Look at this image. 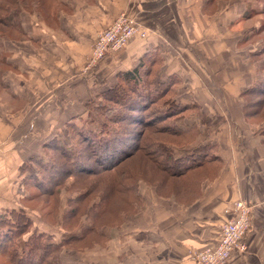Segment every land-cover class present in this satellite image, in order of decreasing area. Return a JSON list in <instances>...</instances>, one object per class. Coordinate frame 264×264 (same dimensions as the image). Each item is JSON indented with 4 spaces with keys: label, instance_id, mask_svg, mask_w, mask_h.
<instances>
[{
    "label": "crops",
    "instance_id": "0c3cea01",
    "mask_svg": "<svg viewBox=\"0 0 264 264\" xmlns=\"http://www.w3.org/2000/svg\"><path fill=\"white\" fill-rule=\"evenodd\" d=\"M233 1L220 7L213 0H61L65 9L56 12L52 24L38 13H23L26 38L5 43L0 196L12 195L14 162L40 157L43 145L61 137L72 118L117 84L120 73L134 70L146 53L159 48L165 59L164 76L176 73L183 80L179 98L198 102L215 118L208 132L219 146L223 168L215 180L203 185L200 198L186 206L174 198H161L144 185L145 212L129 231L111 238L99 262L88 264H194L191 253L217 243L222 224L232 218L240 200L254 205L253 226L246 239L247 252L235 253L229 264H264V134H257L258 129L246 122L240 102L256 69L247 73L238 68L240 72L234 73L229 70L232 64L223 66L236 53L241 61H252L255 50H249L247 57L241 55L251 45L245 47L243 42L260 23L233 31L236 22L251 19L245 17L246 5L236 7ZM213 5L215 11L203 13ZM122 13L137 20L140 33L87 69L98 34ZM220 36L234 37V48L220 50L214 45ZM231 68L236 70V65ZM11 202L0 199V213L12 209ZM65 261L62 264H70ZM85 262L84 258L81 264Z\"/></svg>",
    "mask_w": 264,
    "mask_h": 264
},
{
    "label": "trees",
    "instance_id": "16d2710c",
    "mask_svg": "<svg viewBox=\"0 0 264 264\" xmlns=\"http://www.w3.org/2000/svg\"><path fill=\"white\" fill-rule=\"evenodd\" d=\"M256 1L260 9L250 10L246 18L264 14V0ZM42 3L65 7L61 0H0L4 65L5 43L26 38L20 16L37 10L46 17ZM47 15L54 17L56 10ZM259 25L243 44L264 31V20ZM262 42L261 49L251 54L257 70L255 79L241 92L246 120L264 117V38ZM164 64L161 49L146 53L134 70L120 73L114 87L66 124L64 132L71 138L70 144L53 138L43 145L44 154L39 159L20 167L23 185L30 183L36 196L59 194V186L67 183L70 209L64 212L62 229L58 230L64 235L60 236L38 229L25 209L1 212L0 257L4 264H62L64 251L82 253L108 246L111 238L107 230L112 226L105 225L103 217L116 193L131 205L144 204L138 192L141 185L154 188L161 198H167L165 190L170 186V197L186 206L200 198L207 181L219 176L223 160L208 132V116L198 102L179 98L183 80L176 73L164 76ZM192 115L199 117V124L186 123ZM259 133L264 134V120ZM152 174L154 178H150ZM118 214L125 219L135 216L127 210ZM65 219L76 220V227L68 228L70 223Z\"/></svg>",
    "mask_w": 264,
    "mask_h": 264
},
{
    "label": "rangeland",
    "instance_id": "374dc122",
    "mask_svg": "<svg viewBox=\"0 0 264 264\" xmlns=\"http://www.w3.org/2000/svg\"><path fill=\"white\" fill-rule=\"evenodd\" d=\"M230 1L231 0H213L212 4L218 3V5L220 4V7H221V6H224L226 3L229 4ZM232 3H235L236 7L239 6L238 4H245L247 12H249L250 10H259L260 9V4L256 0H236V2L233 1ZM228 4H226V5H228ZM216 7L217 6H215V5H213L212 7L209 6L208 7L209 9L208 8L204 9L203 13L208 14L212 11H215V9H217ZM33 8H37V6H35ZM41 9L43 12H46V17L42 16L41 13L38 12L37 10L33 11L32 14L36 15L38 13L41 15V18L46 23L52 24V22H55L54 20L56 19V17H53L51 15L48 16L47 13L52 14V11H54V9L57 12V11H62L65 8H63L62 6H59V5L52 6L49 3H42ZM119 16L116 17V19L112 22L111 25H113V23L119 18ZM263 20H264V14L260 15V16L259 15L255 16L254 18H251V19L246 20V21L241 20V22H236V24L233 26L234 28H232V30L233 31L242 30L243 28L249 27L250 25H253V24L258 25ZM111 25L108 28H110ZM258 26H260V25H258ZM221 28H222V25H221ZM0 29L3 30V27H0ZM225 38H226V40H225ZM263 38H264V31L258 36L251 37L249 42H247L246 44H243V46L246 47V46H248V44H251V45L248 46L244 51H242L241 55L247 57V53L249 54V50L253 49L256 51L258 49H261V46L263 45V42H262ZM235 40L236 39L234 37L229 38V37L220 36L218 41H214V45H216V44L219 45L220 50H222V48L224 46L226 48H229L228 50H230L232 47L234 48ZM210 42H211V39L209 40V44H210ZM220 55H221L220 63L222 64L224 57L222 54H220ZM229 58H230V62H224L223 66H228V64H226V63L232 64L231 67H234V65H236V70L234 68L229 67V70H234V73L240 72L238 70V68H240L241 71H247V73H249L250 70L253 68V71L255 73L256 64L254 62L255 60L252 59L251 56H250V58L252 61H248L247 63L245 61H241L242 58H240L237 53H236L235 57L229 56ZM0 59H1L0 60V93L3 94L4 93L3 88H2L3 83H4L3 72L5 70V65L3 64L4 54H3V51L1 49H0ZM256 72H257V70H256ZM204 74L206 75L205 72L203 73V75ZM226 76L227 75H225V77ZM219 77H221L219 79L223 81V76L219 75ZM208 80L211 81L210 77L208 78ZM217 88L220 89V86H217ZM4 96H5V98H7L6 95H4ZM240 102L243 105V99L242 98H240ZM13 103L17 107H20L18 105V102H16V103L13 102ZM207 116H208V120L210 121V127H212V125L214 124L213 121L215 118H213V116H210V115H207ZM262 116L257 117V118H253L250 120H246V119L245 120L248 124H250L251 126H254L255 129H258L260 127V125H262V122L264 120V117H262ZM17 121H19V118H17ZM186 123L188 125L199 124V117L197 115H192L189 119L186 120ZM17 124L20 125L19 122ZM60 135H61V137L59 136V138L63 139L65 144L71 143V140H70L71 138L67 137L65 132L60 133ZM55 138H57V137H55ZM43 154L44 153H41V156ZM40 157H30L29 159H27L26 162L23 161L21 163L20 162L19 163L14 162L13 167H12V177H13V179H12V192L13 193L11 192L12 195L9 196L8 198H11V201H12L11 203H13V206H12L13 208L15 207V208L25 209L26 213L31 217V219L33 220V222L35 223V225L38 229L46 230V231L51 232V233L53 232L56 236H60V234L64 235L63 230H62L63 234L58 230L62 229L61 224L64 221V212L67 211L68 209H70L69 205H68L69 194L66 193V191H65L67 183L64 184L63 186H59L60 187V189H59L60 193L59 194L56 193L55 195H37V196L35 195V194H37V191L35 190V188L34 189L31 188L32 185L30 183H29L28 187H25L23 185L24 177H22V175L20 174V167L24 163L29 162L31 159H33V158L39 159ZM58 159L61 162L64 161L61 157H59ZM132 162L133 161H130V163H132ZM145 172H146L147 177H148L149 174L147 173V171H145ZM204 176L205 175H202L201 177L203 178ZM49 178H52V177H49ZM150 178H154V175L152 174V176H150ZM144 189H147V188L144 185H141L139 188V191H138L139 194H141L144 191ZM55 190H58V189L56 188ZM170 190H172L171 187L167 186V189L165 190L167 198H171L170 197V192H171ZM8 198H6V197L3 198L2 196H0V199L8 200ZM167 198H165V199H167ZM183 201H184V203H186L188 200L187 201L183 200ZM187 203L189 205L190 201H188ZM132 205H133V207H132ZM132 205L126 200V197L121 195V194L116 193L111 198L110 204H109V210H108L109 212L107 213V215L105 217H103V222H105L104 224L112 226L110 229L107 230V234L110 238H116V236H118V233H124L125 234L127 231H129V227L133 224V222H135L137 217L142 216V214L145 212L146 207H147L146 201L144 204H142L141 202L140 203L133 202ZM121 210L132 211V213H134L135 216L129 217L127 219L121 218V217L119 218L118 213ZM65 221H67V220L65 219ZM75 222H77V221L76 220L74 221L73 219L68 220L67 223H70L68 228H75L76 227ZM107 247L108 246H106V247H95V248L90 249V250L87 249L82 253L76 252V254H75V251H64L61 254L60 259L62 261L67 260L68 262H70V264H81V263H83L84 258L86 259L85 264H88V262H90V260H95V261L99 262V258H101L103 255L105 256V252L107 250L106 249ZM67 261H65V262L67 263ZM4 263H5L4 260L2 259V257H0V264H4ZM91 264H95V263H91Z\"/></svg>",
    "mask_w": 264,
    "mask_h": 264
},
{
    "label": "built area",
    "instance_id": "2783aa9c",
    "mask_svg": "<svg viewBox=\"0 0 264 264\" xmlns=\"http://www.w3.org/2000/svg\"><path fill=\"white\" fill-rule=\"evenodd\" d=\"M138 33L140 25L137 20L130 14L122 13L110 28L98 34L87 69L96 67L110 53L123 49ZM253 214V204L242 200L235 202L232 218L222 224L217 243L191 253L194 264H229L235 253H246V239L253 226Z\"/></svg>",
    "mask_w": 264,
    "mask_h": 264
}]
</instances>
